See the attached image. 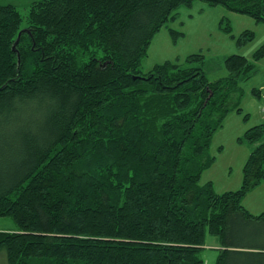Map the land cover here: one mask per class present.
Wrapping results in <instances>:
<instances>
[{
  "label": "trees",
  "instance_id": "trees-1",
  "mask_svg": "<svg viewBox=\"0 0 264 264\" xmlns=\"http://www.w3.org/2000/svg\"><path fill=\"white\" fill-rule=\"evenodd\" d=\"M196 1L0 3V217L15 223L0 264H208L210 238L214 264H264V213L242 204L264 181V122L246 132L257 145L240 189L201 184L264 48L227 57L215 81L200 53L140 69ZM201 1L264 22V0Z\"/></svg>",
  "mask_w": 264,
  "mask_h": 264
},
{
  "label": "rangeland",
  "instance_id": "rangeland-1",
  "mask_svg": "<svg viewBox=\"0 0 264 264\" xmlns=\"http://www.w3.org/2000/svg\"><path fill=\"white\" fill-rule=\"evenodd\" d=\"M35 1L38 0H0V3L13 5L25 14ZM177 12L178 19L162 27L153 37L148 55L140 67L143 73L167 60L180 59L182 63L189 55L200 53L205 56L203 67L206 75L215 81L228 75L225 66L227 57L239 54L255 60L264 48V22L249 15L201 0L190 7H181ZM171 28L183 35L175 39ZM245 32L251 36L245 37ZM255 64L256 72L240 83L242 90L238 100L241 112L233 111L225 117L222 126L214 133L207 152L213 161L203 171L201 184L212 183L217 193L241 188L245 164L257 145L247 141L246 132L264 122L261 111L264 103V54ZM255 88L259 95L253 93ZM242 204L253 214L264 212V181L244 196ZM11 228H15L14 221L0 217V229ZM210 239L205 256L208 264H214L220 246L216 238Z\"/></svg>",
  "mask_w": 264,
  "mask_h": 264
},
{
  "label": "water",
  "instance_id": "water-1",
  "mask_svg": "<svg viewBox=\"0 0 264 264\" xmlns=\"http://www.w3.org/2000/svg\"><path fill=\"white\" fill-rule=\"evenodd\" d=\"M20 35H21V33L19 34V37H20ZM18 41H19V38H18L17 42L15 43L14 48H16Z\"/></svg>",
  "mask_w": 264,
  "mask_h": 264
},
{
  "label": "built area",
  "instance_id": "built-area-1",
  "mask_svg": "<svg viewBox=\"0 0 264 264\" xmlns=\"http://www.w3.org/2000/svg\"><path fill=\"white\" fill-rule=\"evenodd\" d=\"M261 110H262L263 115H264V104L262 105Z\"/></svg>",
  "mask_w": 264,
  "mask_h": 264
},
{
  "label": "crops",
  "instance_id": "crops-1",
  "mask_svg": "<svg viewBox=\"0 0 264 264\" xmlns=\"http://www.w3.org/2000/svg\"><path fill=\"white\" fill-rule=\"evenodd\" d=\"M252 213V212H251ZM264 213V212H263ZM258 214H262V213H258ZM258 214H256V215H258Z\"/></svg>",
  "mask_w": 264,
  "mask_h": 264
}]
</instances>
